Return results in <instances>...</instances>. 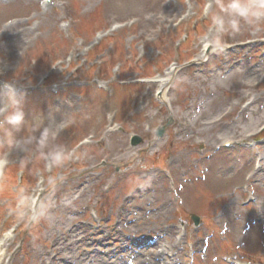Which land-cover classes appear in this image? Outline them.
<instances>
[{
  "label": "rangeland",
  "instance_id": "obj_1",
  "mask_svg": "<svg viewBox=\"0 0 264 264\" xmlns=\"http://www.w3.org/2000/svg\"><path fill=\"white\" fill-rule=\"evenodd\" d=\"M220 2L0 0V83L16 80L26 93L29 122L58 123L68 153L58 166L35 153L10 154L0 179V242L9 236L1 264H38L44 252L55 259L49 226L67 229L72 219L141 241L172 228L158 240V259L168 255L161 264H264V26L253 34L242 22L214 49L211 12ZM257 63L255 73L243 72ZM216 120L221 127L207 129ZM131 136L141 142L132 146ZM145 178V197L150 205L157 197L158 209L149 218L115 212ZM87 245L78 251L88 254ZM64 254L55 261H70Z\"/></svg>",
  "mask_w": 264,
  "mask_h": 264
},
{
  "label": "bare ground",
  "instance_id": "obj_2",
  "mask_svg": "<svg viewBox=\"0 0 264 264\" xmlns=\"http://www.w3.org/2000/svg\"><path fill=\"white\" fill-rule=\"evenodd\" d=\"M203 56L206 54H209V46L204 44L203 47ZM205 59V58H204ZM232 63V62H231ZM229 63V64H231ZM237 63H240L237 61ZM222 67L224 66L223 64L221 65ZM261 66L258 65H249L246 70L243 69V72H256L258 67ZM221 68V67H220ZM235 78H239L242 74L238 72H234L232 74ZM167 79H170L169 77L160 79L162 83L167 84ZM203 82V81H202ZM246 85L245 82H242L240 84V87H244ZM162 95L160 98H164V95L166 94V89L161 90ZM73 99L72 97H65L63 98L60 102L57 104V108H62L64 103H69ZM255 98L252 99L246 106L245 108L241 109L239 112H245L248 107L255 102ZM253 114L256 113V111L252 112ZM245 114L242 116L244 117ZM222 121V120H219ZM218 120L210 122L206 124L207 129L210 130H216V128H220L221 126L219 125L220 122ZM234 121H239V119L234 120ZM223 123L222 125H224ZM231 124H229L230 126ZM229 129V128H228ZM254 128L249 129L253 130ZM182 132H186V126L181 127ZM194 133V132H193ZM245 133V132H244ZM243 134V133H242ZM253 134L246 135L245 140L247 139L248 136H252ZM192 136V135H191ZM190 139V138H188ZM228 143V142H226ZM226 146V145H224ZM208 148H212V146H208ZM259 153H262L261 151ZM250 158V157H249ZM259 165H263L262 161H259ZM258 171V170H257ZM260 172H257L255 176H259ZM252 175L251 177H253ZM87 179H90L91 177L89 175H86ZM260 178L264 181V176H260ZM149 179L145 178L142 180V185H140L139 189L137 192L133 191L130 193L125 200L128 202H122L116 209L115 212L119 213L120 211L124 212H129L128 210H131L130 214L138 213L143 217L149 218L147 215V212L152 210V209H158V198L155 197V201L153 204L150 205L148 200L152 197V195H148L145 197L146 194H148V184ZM81 183L74 184L73 188L77 190L78 196L76 199H79L80 197L83 196L85 192V187L79 188L78 186ZM68 198L73 197L71 193L67 194ZM140 197L141 200L139 199ZM133 198L137 199L134 200ZM72 201L74 199L72 198ZM148 202V203H147ZM136 205V207L134 206ZM61 206L60 210H63L67 207H69L68 204L61 203L60 205H57V207ZM58 212V209L56 210ZM263 214H261L262 216ZM119 218V217H118ZM121 220V218H119ZM76 219H72L70 224H66L68 226L67 229H64L63 227L56 225L52 223L49 227H56L54 230L51 232V235L54 237L53 244H57L56 246L53 247V252L55 253V259L57 258H62L64 252L71 254L70 258L71 260H63L62 263L56 262L55 259L51 257V254L49 252H44L46 257L43 259L41 257L39 259L38 264H161V262L164 263L168 259V255L164 258L159 260L158 256H163L165 254V250H162L161 252H156V247L159 245L158 240L160 237L163 235H168L173 232L172 228H162L161 236H159V233H155L150 236V239H147V241H137L134 240L136 235H133L132 237L129 235L122 236L119 233V227H113L111 231L108 233L101 232V229H94L91 230L89 228H86L87 226H83L81 224H77ZM76 224L75 227L72 228V225ZM72 230V231H71ZM123 230V229H121ZM84 234L82 237H78V234L80 232H83ZM76 232V233H75ZM101 232V233H100ZM95 234L96 239L92 240V235ZM8 234H6L2 241L0 242V264L2 263L3 256H4V251H3V245L5 242L8 240ZM110 242H113L114 244L111 245ZM80 243V244H78ZM140 243H144L145 246L142 247ZM87 245V252L86 253H81L78 251V247L82 245ZM114 245V246H113ZM178 245L179 243L173 244V250L178 252ZM112 246V247H111ZM177 248V249H176ZM67 254V255H68ZM39 255V254H38ZM69 256V255H68ZM113 259V260H110ZM130 259V260H129ZM172 264V259L168 262ZM178 264V263H176Z\"/></svg>",
  "mask_w": 264,
  "mask_h": 264
},
{
  "label": "clouds",
  "instance_id": "obj_3",
  "mask_svg": "<svg viewBox=\"0 0 264 264\" xmlns=\"http://www.w3.org/2000/svg\"><path fill=\"white\" fill-rule=\"evenodd\" d=\"M217 8L219 12H211L210 43L214 49L223 50L227 46L224 36L239 33L242 22L253 34L264 26V0H221ZM210 9L211 4L204 14ZM25 96L16 80L0 83V173L7 169L13 151L35 153L46 166H58L68 155L66 146L58 142L62 131L58 123L51 120L45 125L40 117H33L31 122L26 119ZM27 163V158L22 159L21 167Z\"/></svg>",
  "mask_w": 264,
  "mask_h": 264
},
{
  "label": "water",
  "instance_id": "obj_4",
  "mask_svg": "<svg viewBox=\"0 0 264 264\" xmlns=\"http://www.w3.org/2000/svg\"><path fill=\"white\" fill-rule=\"evenodd\" d=\"M163 134V128H160L157 130L156 135L157 136H161ZM139 141V140H138ZM192 218L194 219L195 223H198V218L196 216H192Z\"/></svg>",
  "mask_w": 264,
  "mask_h": 264
}]
</instances>
